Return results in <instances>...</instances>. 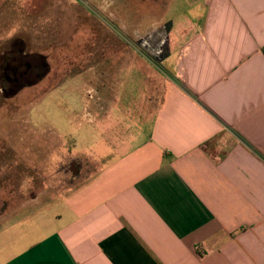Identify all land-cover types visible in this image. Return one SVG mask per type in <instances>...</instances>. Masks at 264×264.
I'll return each mask as SVG.
<instances>
[{"label":"crops","instance_id":"crops-1","mask_svg":"<svg viewBox=\"0 0 264 264\" xmlns=\"http://www.w3.org/2000/svg\"><path fill=\"white\" fill-rule=\"evenodd\" d=\"M183 1L172 28L176 0L134 3L147 37L116 39L91 77V112L124 116L121 152L58 211L2 198L0 264H264V0Z\"/></svg>","mask_w":264,"mask_h":264},{"label":"rangeland","instance_id":"rangeland-1","mask_svg":"<svg viewBox=\"0 0 264 264\" xmlns=\"http://www.w3.org/2000/svg\"><path fill=\"white\" fill-rule=\"evenodd\" d=\"M117 1L0 0V198L9 204L36 195L58 211L75 186L121 152L124 116L115 105L104 117L91 112V77L96 71L99 81L106 60L114 65L116 39L146 38L137 28L149 21L141 0H124V8L137 4L124 13ZM184 5L173 4L167 28L184 21ZM126 116L129 130L137 118ZM20 153L28 166L19 164ZM43 220L21 227L36 229Z\"/></svg>","mask_w":264,"mask_h":264},{"label":"flooded vegetation","instance_id":"flooded-vegetation-1","mask_svg":"<svg viewBox=\"0 0 264 264\" xmlns=\"http://www.w3.org/2000/svg\"><path fill=\"white\" fill-rule=\"evenodd\" d=\"M2 198H0V206H1V204H3V202H2V200H1Z\"/></svg>","mask_w":264,"mask_h":264},{"label":"trees","instance_id":"trees-1","mask_svg":"<svg viewBox=\"0 0 264 264\" xmlns=\"http://www.w3.org/2000/svg\"><path fill=\"white\" fill-rule=\"evenodd\" d=\"M28 73V72H27Z\"/></svg>","mask_w":264,"mask_h":264}]
</instances>
